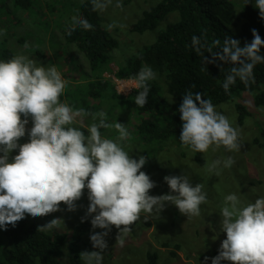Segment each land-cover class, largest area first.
<instances>
[{"label":"clouds","instance_id":"9594fccd","mask_svg":"<svg viewBox=\"0 0 264 264\" xmlns=\"http://www.w3.org/2000/svg\"><path fill=\"white\" fill-rule=\"evenodd\" d=\"M90 3L91 10L100 14L113 6L122 7L120 0L115 4L113 0ZM254 6L264 19V0H255ZM76 27L94 29L79 14L71 17L68 33ZM116 27L124 25L113 21L106 30ZM251 31L253 39L243 46L239 39L227 35L222 46L219 39L214 40L212 45L217 51L212 46L205 47L200 37H191L192 48L203 56L206 65L218 61L231 65L221 85L225 93L237 79L246 87L254 82L255 66L264 63V39L256 29ZM202 49L212 59L205 57ZM155 79L156 72L147 65L131 79L132 87L138 90L134 97L137 106L147 104L149 82ZM67 86L68 81L55 65L46 67L23 54L0 61V229L6 231L9 225L15 228L26 215L37 218L62 211L61 204L74 212L86 189L89 203L81 222L91 217L90 241L96 250L80 252L79 259L83 264H103L108 248L105 238L113 227L118 230L116 244L122 247L142 214L145 220L160 216L170 204L188 219L200 217L201 205L207 203L203 183L193 186L184 173L166 175L163 180L169 192L150 195L156 182L141 171L148 157L139 155L136 159L126 150L124 142L132 139L126 125L109 123L103 110L91 114L93 122L84 125L83 118L90 114L60 100ZM178 111L182 147L195 153H207L209 149L216 152L221 147L226 152L240 151V130L203 93L187 91ZM30 122L32 126L27 128ZM101 129H114L117 136H102ZM26 135L27 142L20 143ZM234 163L232 156L217 158L206 164V171L219 176L222 169H230ZM219 215V230L226 238L218 254L205 256L203 264H208L209 259L211 264H264V196L244 204L236 193L227 194ZM62 225L63 219L57 217L39 225L37 231L51 233Z\"/></svg>","mask_w":264,"mask_h":264},{"label":"rangeland","instance_id":"374dc122","mask_svg":"<svg viewBox=\"0 0 264 264\" xmlns=\"http://www.w3.org/2000/svg\"><path fill=\"white\" fill-rule=\"evenodd\" d=\"M84 1L86 0H33L34 6L30 11L14 8L10 0L5 2L6 7L1 6L0 3V45L3 43L14 56L23 54L46 67L55 65L63 78L68 81L61 102H66L74 109L83 108L87 103L88 107L96 108L92 114L103 110L107 113L109 123L117 121L126 125L132 137L131 140L124 142L126 150L136 159L139 155L148 157L141 171L156 182V187L150 190V195L169 192L168 185L163 180L166 175L184 173L190 178L193 186L197 183L204 184L207 203L201 205L200 217L188 219L170 204L160 216H152L145 220L142 214L141 219L132 225V231L122 247L116 244L118 230L113 227L105 238L108 248L103 254V264H147L148 254H156L158 264H203L205 256L211 258L218 254L220 243L226 238V234L219 230L221 219L219 211L223 197L236 193L242 202L247 204L264 196V134L262 133L264 108L255 107L252 96L247 93L235 102L216 106V110L226 115L232 126L240 130L241 149L238 152H226L221 147L216 152L209 149L207 153H195L182 147L180 136L159 144L141 142L135 128L138 123L136 112L116 98L112 91L127 98L136 89L132 87L131 80H118L115 75L119 67L125 65L138 50L153 44L160 30L168 23L177 21L178 14L168 15L156 30L138 34L131 32L130 27L142 18L144 12L155 7L161 0H120L121 8L113 6L103 14L98 13L103 29L106 30V25L113 21L124 27H116L109 31L118 40L120 46L111 54V59L101 71L94 73L90 70L83 54L75 46L65 43L62 33V30L70 25L71 17L76 14V8ZM231 1L239 6L244 3V0ZM97 78L103 83H109L110 89L104 90L99 99L91 100L86 95L89 90L88 84ZM129 87L132 89H126ZM235 103H242L249 112L242 125L237 123ZM147 118L153 119V115H148ZM92 122V115L83 118L84 125ZM31 126L30 122L26 127ZM101 133L102 136L112 139L117 136L114 129H101ZM27 140L26 135L20 143ZM15 154L14 152L13 155ZM196 154H200L204 161L203 165L196 162ZM227 156H232L235 160L230 169H222L219 176L206 171L207 163ZM88 203L85 189L81 200L77 202L76 211L69 212L66 206L61 204L62 211L49 214L47 217L27 216V223L39 226L59 217L63 219L64 225L50 234H66L69 237L73 229L81 223V217L85 215ZM90 220L91 217L88 218L89 222ZM92 231L82 237V251L96 250L93 249L90 241ZM95 231L103 230L95 229ZM208 264H211V259L208 260Z\"/></svg>","mask_w":264,"mask_h":264},{"label":"trees","instance_id":"16d2710c","mask_svg":"<svg viewBox=\"0 0 264 264\" xmlns=\"http://www.w3.org/2000/svg\"><path fill=\"white\" fill-rule=\"evenodd\" d=\"M6 1L0 0L1 6L4 7ZM10 1L14 8L23 11H30L34 6L33 0ZM172 13L178 14V20L168 23L160 30L153 44L138 50L125 65L119 67L115 75L118 80H131L142 66H150L156 72V79L149 82L147 104L144 107L135 104L137 89L127 98L116 95L112 90L116 98L136 112L138 139L147 144H159L180 136L182 121L178 109L187 91L203 93L204 98L211 99L215 106L235 102L247 93L252 96L255 107L264 108V63L255 66L254 82L246 87L237 79L236 84L225 93L221 85L231 65L219 61L206 65L203 56L198 55L191 46L193 35L200 37L205 47L212 46L213 51L218 48L212 42L219 39L222 46L226 35L239 39L243 46L253 39L252 29H256L264 39V19L260 18L253 0H244L241 6L231 0H161L144 12L130 31L138 34L154 31ZM77 14L92 23L94 29L84 31L76 27L69 34L67 26L62 30L64 41L67 45L75 46L87 60L90 70L96 73L109 62L111 54L120 44L101 27L98 13L91 10L90 0L76 8ZM201 51L205 57L212 59L205 49ZM261 53L264 54V47ZM13 56L2 43L0 61H7ZM88 86L86 95L91 100L99 99L104 90L110 89L109 83H103L98 78ZM60 100H63L62 95ZM88 106L84 104L83 109L91 116L96 108ZM235 110L237 123L242 125L249 116L248 109L242 103H235ZM148 115H153V119L147 118ZM195 160L199 165L204 163L200 154L195 155ZM37 227L27 223L26 215L15 228L9 225L6 231L0 229V264H82L79 259L82 237L92 230L88 219L76 226L69 237L66 234L38 232ZM147 264H158L157 255L148 254Z\"/></svg>","mask_w":264,"mask_h":264}]
</instances>
